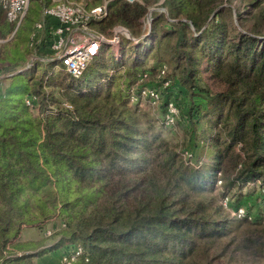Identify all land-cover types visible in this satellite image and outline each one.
<instances>
[{"label": "trees", "instance_id": "1", "mask_svg": "<svg viewBox=\"0 0 264 264\" xmlns=\"http://www.w3.org/2000/svg\"><path fill=\"white\" fill-rule=\"evenodd\" d=\"M230 1H113L94 26L125 28L127 54L103 45L54 92L43 76L55 63L47 39L30 45L45 5L32 0L13 37L0 6V77L32 52L43 72L0 79V88L10 81L0 90V264H36L59 248L82 249L71 264H211L225 240L264 253V0L237 13L239 27ZM149 87L164 113L177 107L186 145H172L144 111ZM257 184L247 206L243 190ZM230 196L235 207L222 203ZM58 218L55 245L19 241Z\"/></svg>", "mask_w": 264, "mask_h": 264}, {"label": "built area", "instance_id": "2", "mask_svg": "<svg viewBox=\"0 0 264 264\" xmlns=\"http://www.w3.org/2000/svg\"><path fill=\"white\" fill-rule=\"evenodd\" d=\"M45 6L43 18L35 23L31 36V47L43 41L49 43L55 63H60L68 75L80 79L89 65L99 57L103 45H112L118 39L100 33L94 23L102 21L108 15L109 5L113 0H40ZM129 4L139 0H123ZM32 0H0L8 21L14 25L15 35L25 19ZM122 32V31H121ZM127 34V32H126ZM36 59V58H35ZM168 84H165L167 87ZM136 89L132 91L133 103L136 101ZM158 89L149 87L142 90V99H148L153 106L160 101ZM30 104V101L28 102ZM179 116L177 107L170 103L165 113L167 124H174ZM244 211L239 210L241 217ZM82 249L66 251L59 264H71L82 253Z\"/></svg>", "mask_w": 264, "mask_h": 264}, {"label": "rangeland", "instance_id": "3", "mask_svg": "<svg viewBox=\"0 0 264 264\" xmlns=\"http://www.w3.org/2000/svg\"><path fill=\"white\" fill-rule=\"evenodd\" d=\"M115 1V0H113ZM112 1V2H113ZM104 2V0H96L94 1V3H102ZM111 2V3H112ZM251 0H232L230 2H228L227 4L225 3L224 5H228L229 3H231V6L234 10L233 14H229V17L231 18V21L234 23L235 26L239 27V26H245V22H241L239 20V18H237V13L243 14L246 10L249 9V5H250ZM110 3V4H111ZM41 17V16H40ZM39 17V18H40ZM148 23V21H147ZM34 28V26H33ZM122 31V32H121ZM127 32V34H126ZM118 35V40L115 41V43H113L112 45L109 44V46L107 48H105V52H107V54H114L117 58H121V57H125V54L127 50V48L130 46L127 43V40H131V37H129V33L128 31L123 28V27H117L116 29H114L111 32H107V35L109 36V38L113 39L115 35ZM14 35H12L13 37ZM6 41H0V44H4ZM135 42V41H134ZM28 43V47H29ZM107 49V50H106ZM36 57H34V53L32 52L29 60L30 62L28 64H25L26 66L24 68L19 69V71H14L12 74H8V75H17V74H29V75H35V76H41L43 75L42 69H41V63L38 64L36 62H34L36 59ZM44 65V64H43ZM21 71V73H20ZM8 75H2L0 77V79L5 78V77H9ZM44 80L48 81L50 79V87L48 89V92H54L57 88L55 87V85L57 84H61V85H65V84H70L72 82V80L70 79L68 73L62 68V65L60 63H54L52 65L51 68L47 69V73H45L44 75ZM205 79L207 77V75L204 76ZM40 78V77H38ZM208 78V77H207ZM206 82V81H205ZM208 84L210 85V87H212V89H215L216 86L213 84L212 81H210L209 79L207 80ZM206 82V83H207ZM10 85V81L7 79H3V84L0 88L1 92L5 93V90L9 87ZM162 91V90H161ZM144 111L147 113V115L151 118L155 120V128L160 130L162 132V135L165 137V139H167L169 142H171L172 145L178 146L180 147V145H186L187 141L184 142V137L186 135V129L185 126L186 124L184 123V121H178L175 125L174 124H167V127L162 126L160 123V121H162L161 119L165 116L163 109L159 108V106H151L149 107H145L143 108ZM165 118V117H164ZM178 117H176L175 122L177 121ZM186 143V144H185ZM184 148V146H183ZM188 157V156H187ZM220 186V183L218 184ZM260 185L257 184V186H248L246 189L243 190V193L246 195L245 196V201H246V205H253L254 203V198L253 196H250V192L253 191V188H255L256 195H258L260 193V189L258 188ZM222 191L219 190L218 193H221ZM225 206L226 205H232V207H235V200L232 196H230L229 198L225 199L222 202ZM234 205V206H233ZM231 212H234L232 209H230ZM245 211V210H242ZM235 213V212H234ZM62 227H64L63 222L60 218L58 219H54L52 221H50L45 228L43 229H38V228H33L36 229L38 236L40 238V240L46 239V246L49 248L52 245H55V243L58 241V238H53L49 236H51V234H54L55 232L59 231L60 229H62ZM25 229H29V228H25ZM24 229V230H25ZM23 230V231H24ZM23 233V232H22ZM21 233V235H22ZM37 240V241H40ZM20 242H37V241H23L21 240V236L19 238ZM229 241L225 240L224 242H222V244L220 246H217L218 248L210 250L208 257L205 259V263H211V264H264V253L263 251L261 252L259 249H253V250H244L240 251L238 250L235 245H229L228 244ZM53 252V251H52ZM61 254H62V250H61ZM62 256V255H61ZM40 257H37L34 261L36 264H44L45 262L42 263H37ZM38 260V261H37Z\"/></svg>", "mask_w": 264, "mask_h": 264}, {"label": "crops", "instance_id": "4", "mask_svg": "<svg viewBox=\"0 0 264 264\" xmlns=\"http://www.w3.org/2000/svg\"><path fill=\"white\" fill-rule=\"evenodd\" d=\"M38 236V233L36 229L29 228L25 229L21 235V240L23 241H37L40 240ZM61 249L59 248L58 250H55L42 258H39L37 263H42L45 262L44 264H59L60 263V258H61Z\"/></svg>", "mask_w": 264, "mask_h": 264}, {"label": "water", "instance_id": "5", "mask_svg": "<svg viewBox=\"0 0 264 264\" xmlns=\"http://www.w3.org/2000/svg\"><path fill=\"white\" fill-rule=\"evenodd\" d=\"M118 40V39H117Z\"/></svg>", "mask_w": 264, "mask_h": 264}]
</instances>
